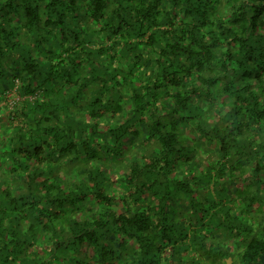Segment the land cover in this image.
<instances>
[{
  "label": "trees",
  "instance_id": "1",
  "mask_svg": "<svg viewBox=\"0 0 264 264\" xmlns=\"http://www.w3.org/2000/svg\"><path fill=\"white\" fill-rule=\"evenodd\" d=\"M264 264V0H0V264Z\"/></svg>",
  "mask_w": 264,
  "mask_h": 264
},
{
  "label": "water",
  "instance_id": "2",
  "mask_svg": "<svg viewBox=\"0 0 264 264\" xmlns=\"http://www.w3.org/2000/svg\"><path fill=\"white\" fill-rule=\"evenodd\" d=\"M230 261H231V258L227 257L226 260H225V264H230Z\"/></svg>",
  "mask_w": 264,
  "mask_h": 264
},
{
  "label": "rangeland",
  "instance_id": "3",
  "mask_svg": "<svg viewBox=\"0 0 264 264\" xmlns=\"http://www.w3.org/2000/svg\"><path fill=\"white\" fill-rule=\"evenodd\" d=\"M230 264H232V262L230 261Z\"/></svg>",
  "mask_w": 264,
  "mask_h": 264
}]
</instances>
